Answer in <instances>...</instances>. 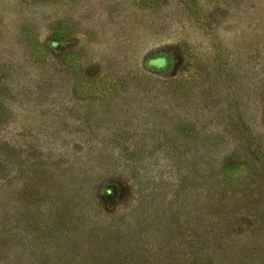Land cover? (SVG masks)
Here are the masks:
<instances>
[{
    "label": "rangeland",
    "instance_id": "1",
    "mask_svg": "<svg viewBox=\"0 0 264 264\" xmlns=\"http://www.w3.org/2000/svg\"><path fill=\"white\" fill-rule=\"evenodd\" d=\"M0 264H264V0H0Z\"/></svg>",
    "mask_w": 264,
    "mask_h": 264
}]
</instances>
